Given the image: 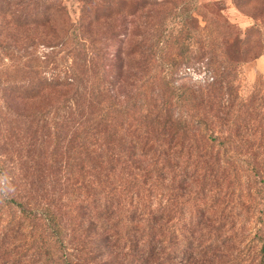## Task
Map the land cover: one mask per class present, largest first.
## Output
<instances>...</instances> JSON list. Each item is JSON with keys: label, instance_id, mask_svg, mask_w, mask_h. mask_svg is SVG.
I'll return each mask as SVG.
<instances>
[{"label": "trees", "instance_id": "obj_1", "mask_svg": "<svg viewBox=\"0 0 264 264\" xmlns=\"http://www.w3.org/2000/svg\"><path fill=\"white\" fill-rule=\"evenodd\" d=\"M78 2L75 22L64 0L17 1L46 22L59 12L61 90L0 140V264H160V251L170 264L182 241L210 252L239 234L264 264V228L251 236L264 74L245 90L264 0H232L253 19L245 31L223 0Z\"/></svg>", "mask_w": 264, "mask_h": 264}, {"label": "rangeland", "instance_id": "obj_2", "mask_svg": "<svg viewBox=\"0 0 264 264\" xmlns=\"http://www.w3.org/2000/svg\"><path fill=\"white\" fill-rule=\"evenodd\" d=\"M17 1L0 0V140H5L8 134L10 137L30 125L33 113L36 112L40 117L52 106H57L55 100L58 99L61 90L57 85L62 58L58 39L59 12L54 8L56 20L46 22L43 16L46 10L44 6L17 4ZM64 2L76 22L80 17V3L78 0H64ZM223 2L225 14L232 23L243 31L253 24L251 15L238 9L232 0H223ZM53 30L56 35L52 33ZM262 56L258 58L259 62L256 60L252 63L251 68L249 66L245 68V90L254 81L255 70L264 74ZM36 122L37 120H34V123ZM263 220L264 183H254L252 184V227H254L251 236H255L258 228H264ZM211 224L214 225V222ZM227 236L221 238L214 236L215 246L210 252L198 247L200 242L198 240L194 249L188 247L186 241H182L176 247L170 248V264H255V251L250 238L240 234L237 239H232L236 238L234 236L230 238ZM166 254L167 251H160L158 257L160 264L166 260ZM93 261L91 264L99 262L120 264L121 259L116 256L110 258L103 256Z\"/></svg>", "mask_w": 264, "mask_h": 264}, {"label": "crops", "instance_id": "obj_3", "mask_svg": "<svg viewBox=\"0 0 264 264\" xmlns=\"http://www.w3.org/2000/svg\"><path fill=\"white\" fill-rule=\"evenodd\" d=\"M262 57H264V55H263ZM257 61L259 62V59H257ZM257 64H258V66H259V63H257Z\"/></svg>", "mask_w": 264, "mask_h": 264}]
</instances>
